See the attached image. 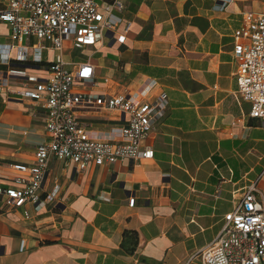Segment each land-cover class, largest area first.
I'll return each instance as SVG.
<instances>
[{
	"label": "crops",
	"instance_id": "obj_1",
	"mask_svg": "<svg viewBox=\"0 0 264 264\" xmlns=\"http://www.w3.org/2000/svg\"><path fill=\"white\" fill-rule=\"evenodd\" d=\"M121 1L114 13L120 31L130 24L125 42L106 38L81 50L96 74L102 70L101 85L110 77L117 91L152 78L168 93L165 116L143 141L154 156L81 172L51 157L39 203L10 209L0 196V264H201L191 257L216 237L232 192L257 181L264 201V124L238 98L233 52L243 14L264 12V0ZM8 43L9 26L0 21V45ZM72 52L66 59L77 61ZM46 65L18 61L16 50L6 62L0 53L3 72L28 67L45 75ZM120 117L104 113L90 125L106 131ZM45 118L38 103L0 93L3 188L23 176L14 165L34 162Z\"/></svg>",
	"mask_w": 264,
	"mask_h": 264
},
{
	"label": "built area",
	"instance_id": "obj_2",
	"mask_svg": "<svg viewBox=\"0 0 264 264\" xmlns=\"http://www.w3.org/2000/svg\"><path fill=\"white\" fill-rule=\"evenodd\" d=\"M121 0H0V21L8 24L13 43L0 45L8 62L16 50L21 62L44 63L46 74L28 67L0 70V93L38 103L46 109V139L32 163L14 165L23 173L0 196L10 209L39 203L51 157L73 163L77 172L126 159L152 158L154 148L143 143L154 123L165 116L169 97L156 79L138 88L112 90L110 77L97 81L91 57L68 61L67 51L95 47L106 38L124 43L130 24L120 31ZM238 98L250 104V116L264 124V12L246 11L233 33ZM53 51L52 60L45 53ZM19 83L14 87L13 83ZM99 87V88H98ZM101 87V88H100ZM118 113L121 125L94 130L93 116ZM59 187L45 199L55 202ZM258 182L232 192L233 209L223 216L216 237L191 259L201 264H264V201ZM136 198L130 197L134 206ZM20 249H25L21 239Z\"/></svg>",
	"mask_w": 264,
	"mask_h": 264
},
{
	"label": "rangeland",
	"instance_id": "obj_3",
	"mask_svg": "<svg viewBox=\"0 0 264 264\" xmlns=\"http://www.w3.org/2000/svg\"><path fill=\"white\" fill-rule=\"evenodd\" d=\"M72 53H73L72 56H74V58H80V59L85 58V55L87 54L85 50H81V49L75 50ZM95 62H100L98 56H95ZM102 76H103V72L99 68L97 70V81L101 80ZM246 107L249 108V105H246Z\"/></svg>",
	"mask_w": 264,
	"mask_h": 264
}]
</instances>
